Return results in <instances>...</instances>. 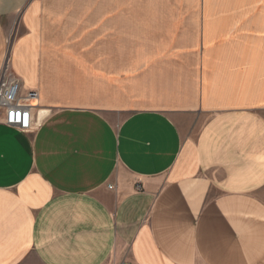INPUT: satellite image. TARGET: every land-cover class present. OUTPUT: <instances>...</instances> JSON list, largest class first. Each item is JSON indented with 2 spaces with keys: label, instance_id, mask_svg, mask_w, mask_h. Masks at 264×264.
<instances>
[{
  "label": "crops",
  "instance_id": "crops-1",
  "mask_svg": "<svg viewBox=\"0 0 264 264\" xmlns=\"http://www.w3.org/2000/svg\"><path fill=\"white\" fill-rule=\"evenodd\" d=\"M48 6L0 0V264H264V0Z\"/></svg>",
  "mask_w": 264,
  "mask_h": 264
},
{
  "label": "built area",
  "instance_id": "built-area-1",
  "mask_svg": "<svg viewBox=\"0 0 264 264\" xmlns=\"http://www.w3.org/2000/svg\"><path fill=\"white\" fill-rule=\"evenodd\" d=\"M6 62L0 72V110L3 111L1 121L19 131L29 132L33 129L34 120L38 114V93L30 89L21 94V84L9 71V65ZM113 188L114 186L108 185V189Z\"/></svg>",
  "mask_w": 264,
  "mask_h": 264
},
{
  "label": "rangeland",
  "instance_id": "rangeland-1",
  "mask_svg": "<svg viewBox=\"0 0 264 264\" xmlns=\"http://www.w3.org/2000/svg\"><path fill=\"white\" fill-rule=\"evenodd\" d=\"M45 3L47 5H50V6H48V8H53L54 7L53 5H57V6H60V8H62V9H66L64 7L66 4H74V12L76 14L86 13L87 12L86 8H93V10H95V12H93L95 14V19H96V21H98L102 17L101 16L102 15L101 9L103 8L104 0H45ZM88 5H90V6H88ZM90 11L88 13H90ZM75 32H76V27H74V35H75ZM14 37H15V30H14V33L12 32V34H10L11 39H10L9 44H11L13 42ZM6 61H7L6 63L9 65V71H11L13 73L9 61L8 60H6ZM14 76L16 77V75H14ZM16 78L19 80V82L21 84L20 79L18 77H16ZM24 93L22 92V84H21V94H24ZM38 110H37V112H38ZM38 122H39L38 118L35 117L34 127L32 130H34L37 127ZM31 131H29V132H31ZM126 263H128V262H126Z\"/></svg>",
  "mask_w": 264,
  "mask_h": 264
},
{
  "label": "bare ground",
  "instance_id": "bare-ground-1",
  "mask_svg": "<svg viewBox=\"0 0 264 264\" xmlns=\"http://www.w3.org/2000/svg\"><path fill=\"white\" fill-rule=\"evenodd\" d=\"M41 113V116L44 114V113H46V111H42V112H40ZM39 116V115H38Z\"/></svg>",
  "mask_w": 264,
  "mask_h": 264
}]
</instances>
